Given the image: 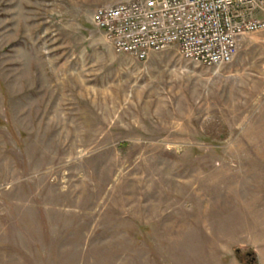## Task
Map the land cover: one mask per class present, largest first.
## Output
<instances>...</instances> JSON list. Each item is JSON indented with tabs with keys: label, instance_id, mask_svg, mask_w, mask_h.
Listing matches in <instances>:
<instances>
[{
	"label": "rangeland",
	"instance_id": "rangeland-1",
	"mask_svg": "<svg viewBox=\"0 0 264 264\" xmlns=\"http://www.w3.org/2000/svg\"><path fill=\"white\" fill-rule=\"evenodd\" d=\"M116 1L0 0V264H264V30L141 61Z\"/></svg>",
	"mask_w": 264,
	"mask_h": 264
},
{
	"label": "built area",
	"instance_id": "built-area-1",
	"mask_svg": "<svg viewBox=\"0 0 264 264\" xmlns=\"http://www.w3.org/2000/svg\"><path fill=\"white\" fill-rule=\"evenodd\" d=\"M91 22L117 54L143 61L176 46L186 60L218 66L264 30V0H118L96 7Z\"/></svg>",
	"mask_w": 264,
	"mask_h": 264
},
{
	"label": "flooded vegetation",
	"instance_id": "flooded-vegetation-1",
	"mask_svg": "<svg viewBox=\"0 0 264 264\" xmlns=\"http://www.w3.org/2000/svg\"><path fill=\"white\" fill-rule=\"evenodd\" d=\"M248 256H250V254H249ZM252 259H253V258H252Z\"/></svg>",
	"mask_w": 264,
	"mask_h": 264
}]
</instances>
